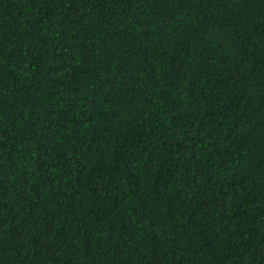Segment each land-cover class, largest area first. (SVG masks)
<instances>
[{
  "label": "trees",
  "instance_id": "obj_1",
  "mask_svg": "<svg viewBox=\"0 0 264 264\" xmlns=\"http://www.w3.org/2000/svg\"><path fill=\"white\" fill-rule=\"evenodd\" d=\"M0 264H264V0H0Z\"/></svg>",
  "mask_w": 264,
  "mask_h": 264
}]
</instances>
